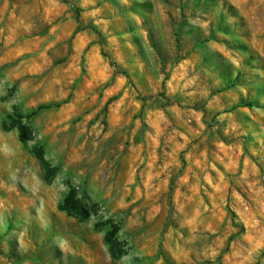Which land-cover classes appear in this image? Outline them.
Masks as SVG:
<instances>
[{"label":"clouds","instance_id":"1","mask_svg":"<svg viewBox=\"0 0 264 264\" xmlns=\"http://www.w3.org/2000/svg\"><path fill=\"white\" fill-rule=\"evenodd\" d=\"M0 264H264V0H0Z\"/></svg>","mask_w":264,"mask_h":264},{"label":"rangeland","instance_id":"2","mask_svg":"<svg viewBox=\"0 0 264 264\" xmlns=\"http://www.w3.org/2000/svg\"><path fill=\"white\" fill-rule=\"evenodd\" d=\"M86 43V42H85Z\"/></svg>","mask_w":264,"mask_h":264}]
</instances>
